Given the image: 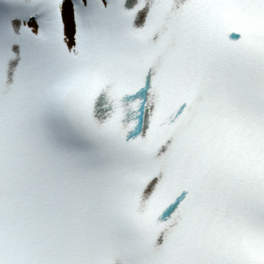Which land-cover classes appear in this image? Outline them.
Wrapping results in <instances>:
<instances>
[{"label":"snow or ice","instance_id":"snow-or-ice-1","mask_svg":"<svg viewBox=\"0 0 264 264\" xmlns=\"http://www.w3.org/2000/svg\"><path fill=\"white\" fill-rule=\"evenodd\" d=\"M0 264H264V0H0Z\"/></svg>","mask_w":264,"mask_h":264}]
</instances>
